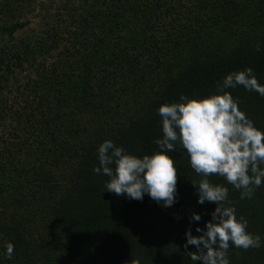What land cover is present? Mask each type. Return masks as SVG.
I'll return each instance as SVG.
<instances>
[{"label": "trees", "instance_id": "trees-1", "mask_svg": "<svg viewBox=\"0 0 264 264\" xmlns=\"http://www.w3.org/2000/svg\"><path fill=\"white\" fill-rule=\"evenodd\" d=\"M37 1L0 0V264H195L185 232L198 235L216 205L197 203L191 183L202 177L180 146L167 153L178 170L170 208L105 191L98 147L152 155L162 104L218 94L246 68L264 85V0H68L18 37ZM225 91L264 131V97ZM208 179L262 238L259 249L230 244V264H264V184L242 200L224 178Z\"/></svg>", "mask_w": 264, "mask_h": 264}, {"label": "clouds", "instance_id": "clouds-1", "mask_svg": "<svg viewBox=\"0 0 264 264\" xmlns=\"http://www.w3.org/2000/svg\"><path fill=\"white\" fill-rule=\"evenodd\" d=\"M261 50L256 45V51ZM243 87L264 97L252 68L230 73L217 84V93L200 99L181 95L180 102L162 104L157 109L161 118L162 138L155 144L159 151L138 157L128 154L106 140L98 147L97 175L109 178L107 192L130 200L142 201L147 195L164 208L177 202V168L167 153L179 145L189 157L191 169L202 179L191 183L196 188L197 203L215 204L211 219L204 227L185 232L184 248L193 246L190 260L195 264H230L228 249H259L262 238L250 233L248 221L237 217L235 207L225 206L228 189L210 183V176H219L240 191V199H251L255 189L264 184V131L241 111L238 101L226 89ZM202 217L193 214L190 223L199 224ZM14 246H7L11 258Z\"/></svg>", "mask_w": 264, "mask_h": 264}, {"label": "rangeland", "instance_id": "rangeland-1", "mask_svg": "<svg viewBox=\"0 0 264 264\" xmlns=\"http://www.w3.org/2000/svg\"><path fill=\"white\" fill-rule=\"evenodd\" d=\"M68 0H38L36 12L29 17L30 25L18 37L27 36L28 31H39L47 22L54 21L61 15L62 8ZM75 3L77 0H73ZM62 11V12H61ZM65 13V11H64ZM22 81H24L22 79Z\"/></svg>", "mask_w": 264, "mask_h": 264}]
</instances>
